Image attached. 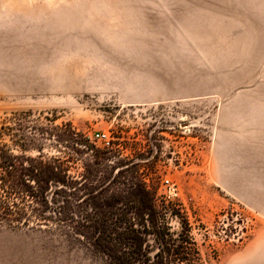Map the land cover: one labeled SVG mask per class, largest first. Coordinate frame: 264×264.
Returning <instances> with one entry per match:
<instances>
[{"label":"rangeland","instance_id":"374dc122","mask_svg":"<svg viewBox=\"0 0 264 264\" xmlns=\"http://www.w3.org/2000/svg\"><path fill=\"white\" fill-rule=\"evenodd\" d=\"M21 137L80 183L61 222L0 223V264H113L83 215L140 188L165 264H264V0H0V146Z\"/></svg>","mask_w":264,"mask_h":264},{"label":"trees","instance_id":"16d2710c","mask_svg":"<svg viewBox=\"0 0 264 264\" xmlns=\"http://www.w3.org/2000/svg\"><path fill=\"white\" fill-rule=\"evenodd\" d=\"M56 129L68 133L73 145H83L92 151L89 144L80 141V135L70 124ZM15 146L16 155L0 146V223L18 227L61 222L67 209L66 190H78L79 180L69 174L66 160L46 156L41 145L31 139L21 137ZM32 150L38 154L28 155ZM71 150L74 154L78 152L75 148ZM128 202H123L121 208L94 203L90 205V213L83 215L96 235L95 244L105 247L106 256L113 264H165L169 258L185 260L183 252L171 249L170 245L166 247L169 228L155 211L149 194L140 188L136 199ZM130 212L134 216L130 217ZM150 239L156 246L151 258Z\"/></svg>","mask_w":264,"mask_h":264},{"label":"built area","instance_id":"2783aa9c","mask_svg":"<svg viewBox=\"0 0 264 264\" xmlns=\"http://www.w3.org/2000/svg\"><path fill=\"white\" fill-rule=\"evenodd\" d=\"M90 141H92L95 144H98V146L103 150H111L113 148V142L112 137H110L107 133L104 132H93L89 135ZM167 184V181H166ZM168 193L174 194L175 188L172 184H169L167 186Z\"/></svg>","mask_w":264,"mask_h":264}]
</instances>
